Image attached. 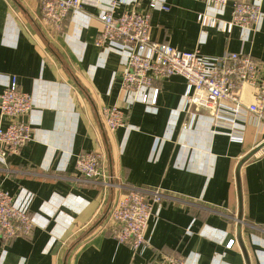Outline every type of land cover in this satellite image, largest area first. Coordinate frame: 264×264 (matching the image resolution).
<instances>
[{"label": "crops", "instance_id": "obj_1", "mask_svg": "<svg viewBox=\"0 0 264 264\" xmlns=\"http://www.w3.org/2000/svg\"><path fill=\"white\" fill-rule=\"evenodd\" d=\"M123 1L117 15L133 7L148 11L156 3L153 40L211 60L245 52L264 62V0H254L263 10L259 29L236 26L230 34L203 28L199 15L230 19L231 3L223 12L203 0ZM39 8V0H0V96L17 77L35 102L27 116L33 140L0 161V184L15 196L33 193L30 211L38 217L31 236L9 242L0 237V264H153L164 254L187 264H247L238 241L236 170L264 141V121L243 114L235 130L203 108L190 107L193 116L184 102L186 79L179 75L155 82V103L153 89L148 102L136 101L122 89L125 58L96 45L98 8L73 14L61 32ZM127 103L125 126L110 132L103 107ZM96 149L105 155L106 176L91 182L76 162ZM241 176L242 241L251 264H264V148L244 164ZM104 180L114 185L106 187ZM126 185L176 197L152 216L145 232L149 247L136 256L129 243L112 237L110 213Z\"/></svg>", "mask_w": 264, "mask_h": 264}, {"label": "built area", "instance_id": "obj_2", "mask_svg": "<svg viewBox=\"0 0 264 264\" xmlns=\"http://www.w3.org/2000/svg\"><path fill=\"white\" fill-rule=\"evenodd\" d=\"M39 0L42 16L56 31H63L68 17L85 12L86 6L98 8L96 18L100 31L96 45L107 47L125 58L122 89L132 92L136 101L148 102V90L153 89L156 102L159 88L155 82L175 75L187 82L184 97L187 110L203 108L217 120L230 123L240 130L237 118L243 114L264 121V62L245 52H227L214 59L199 51H183L167 42L153 40L151 35L152 2L148 11L135 7L117 15L123 0ZM207 6L225 11L232 4L230 19L221 20L207 13L199 15L201 26L217 28L230 34L238 26L247 32L257 31L263 19L260 1L203 0ZM162 8L169 9L163 5ZM222 12V13H223ZM34 97L20 89L17 77L11 78L0 96V161L10 154H19L33 140L32 120L27 118L34 108ZM191 107V108H190ZM130 104L103 107L101 116L107 130L114 132L125 126ZM198 112V110H197ZM128 128V126H126ZM241 132V131H240ZM242 133V132H241ZM240 138V137H238ZM105 155L101 149L78 155L76 168L91 182L106 176ZM106 187L110 184L103 181ZM125 196L110 213L112 237L129 243L133 255L149 247L145 232L152 216L157 215L167 198H176L155 187L126 185ZM33 193L15 196L0 184V236L5 241L29 237L37 225V215L30 211ZM234 242H230L231 248ZM153 264H187L179 256L164 254Z\"/></svg>", "mask_w": 264, "mask_h": 264}, {"label": "water", "instance_id": "obj_3", "mask_svg": "<svg viewBox=\"0 0 264 264\" xmlns=\"http://www.w3.org/2000/svg\"><path fill=\"white\" fill-rule=\"evenodd\" d=\"M40 9V8H39ZM38 11H41L38 10ZM262 148H264V141L262 143H260L258 146H256L255 148H253L250 152H248L246 155H244V157L240 160L238 166H237V170H236V180H237V188H238V197H239V217H238V241L240 242V245L242 246L243 252L245 254V258H246V263L247 264H251L250 262V258L248 256V252L247 249L242 241V220H243V208H244V196H243V187H242V176H241V170L242 167L244 166V164L246 162H248L254 155H256ZM111 209V206H110ZM110 209L108 210V212L101 217V219L97 222L98 224L104 220V218L107 216V214H109ZM95 224L92 229L94 230L95 227L98 224Z\"/></svg>", "mask_w": 264, "mask_h": 264}, {"label": "bare ground", "instance_id": "obj_4", "mask_svg": "<svg viewBox=\"0 0 264 264\" xmlns=\"http://www.w3.org/2000/svg\"><path fill=\"white\" fill-rule=\"evenodd\" d=\"M105 181V180H104ZM98 182H99V180H98ZM109 182V181H108ZM109 184H110V186L109 187H111V186H113L114 184L112 183V181L110 180V182H109ZM1 237V236H0ZM3 240V239H2ZM4 242H8V241H5V240H3Z\"/></svg>", "mask_w": 264, "mask_h": 264}, {"label": "trees", "instance_id": "obj_5", "mask_svg": "<svg viewBox=\"0 0 264 264\" xmlns=\"http://www.w3.org/2000/svg\"><path fill=\"white\" fill-rule=\"evenodd\" d=\"M69 19H70V17H68L67 20L65 21V25H67ZM65 28H66V26H65ZM65 28L63 29V31L65 30Z\"/></svg>", "mask_w": 264, "mask_h": 264}]
</instances>
